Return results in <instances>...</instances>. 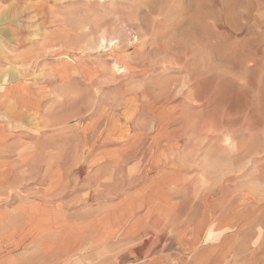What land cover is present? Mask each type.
<instances>
[{
    "label": "rangeland",
    "instance_id": "obj_1",
    "mask_svg": "<svg viewBox=\"0 0 264 264\" xmlns=\"http://www.w3.org/2000/svg\"><path fill=\"white\" fill-rule=\"evenodd\" d=\"M2 29L7 201L84 190L89 219L174 169L177 218L244 205L239 254L264 264V0H0Z\"/></svg>",
    "mask_w": 264,
    "mask_h": 264
},
{
    "label": "crops",
    "instance_id": "obj_2",
    "mask_svg": "<svg viewBox=\"0 0 264 264\" xmlns=\"http://www.w3.org/2000/svg\"><path fill=\"white\" fill-rule=\"evenodd\" d=\"M6 34L0 30V153L4 142L20 139L3 119L4 100L22 84L13 80L11 66L5 64ZM2 161L0 264H244L239 252L244 224L251 218L244 205L230 214L222 210L207 220L202 216L186 223L177 218L174 199L165 200L163 178L153 175L144 186L153 191L138 192L135 202L128 195L99 193L92 216L84 219L79 210L69 214L70 204H77L84 190L75 200H49L35 197L33 183L28 197L7 201L8 191L17 184L8 182L14 176L7 174ZM172 171L168 192L175 190Z\"/></svg>",
    "mask_w": 264,
    "mask_h": 264
},
{
    "label": "bare ground",
    "instance_id": "obj_3",
    "mask_svg": "<svg viewBox=\"0 0 264 264\" xmlns=\"http://www.w3.org/2000/svg\"><path fill=\"white\" fill-rule=\"evenodd\" d=\"M115 49V48H114Z\"/></svg>",
    "mask_w": 264,
    "mask_h": 264
}]
</instances>
